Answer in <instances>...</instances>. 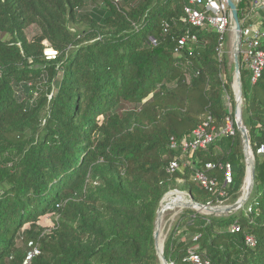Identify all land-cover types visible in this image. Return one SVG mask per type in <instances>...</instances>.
Returning <instances> with one entry per match:
<instances>
[{
  "label": "trees",
  "instance_id": "trees-1",
  "mask_svg": "<svg viewBox=\"0 0 264 264\" xmlns=\"http://www.w3.org/2000/svg\"><path fill=\"white\" fill-rule=\"evenodd\" d=\"M190 1L0 0V264H24L30 242L40 250L30 264H163L155 229L164 197L181 190L219 203L194 168L168 171L180 153L172 140L209 118L220 128L233 97L225 37L185 20ZM254 4L240 0V21L264 29V10L249 18ZM188 31L197 40L179 48ZM240 75L253 191L229 216L184 209L165 240L168 263L190 264L195 251L213 264H264V72L253 83L240 56ZM195 157L198 168L231 163L236 202L245 177L238 128ZM207 173L220 188L224 170ZM47 214L50 229L40 223Z\"/></svg>",
  "mask_w": 264,
  "mask_h": 264
},
{
  "label": "built area",
  "instance_id": "built-area-1",
  "mask_svg": "<svg viewBox=\"0 0 264 264\" xmlns=\"http://www.w3.org/2000/svg\"><path fill=\"white\" fill-rule=\"evenodd\" d=\"M228 1L229 0H191L190 4L185 7V20L193 28L215 30L221 34V37H224L225 34L232 28ZM260 10H264V1L255 0L254 7L249 15V18L259 17ZM246 19L244 18L243 21H241V25ZM235 38L237 42L236 34ZM196 40L197 34L195 32L188 31L178 40L179 48H182L189 42ZM238 48L243 62L245 63L247 69L251 72L252 82H257L264 72V29L256 24L247 26L242 25L240 44ZM45 54L48 58L55 57V51L51 47L46 49ZM236 126V119L231 113H229L220 128L212 124V119L209 118V120L200 124L192 132L190 137L184 139L181 143H177L176 140H172L171 142V147L174 149H180V153L170 161L168 171L175 173L187 167L194 168V180L197 183L205 189L218 191V195L221 197V200L216 205L219 206L229 205L225 200L228 199L229 190L234 183L233 167L229 162H208L206 163L205 168H198L197 165L199 160L195 157V153L201 149H209L214 143L223 137L235 135L238 128H236ZM263 151L264 148L258 150L259 153ZM215 168L224 170V181L220 188H218L216 177H212L207 173L208 170H213ZM208 204L213 205L211 202ZM232 214L233 213L229 215ZM230 230L232 232H238L240 231V227L233 224ZM248 243L254 245L255 241L252 237H248ZM30 246L31 250L24 261V264H30L32 258L40 252L39 248L35 246L33 242H30ZM186 260L190 264H213L210 259L204 258L195 251H190Z\"/></svg>",
  "mask_w": 264,
  "mask_h": 264
},
{
  "label": "water",
  "instance_id": "water-1",
  "mask_svg": "<svg viewBox=\"0 0 264 264\" xmlns=\"http://www.w3.org/2000/svg\"><path fill=\"white\" fill-rule=\"evenodd\" d=\"M239 1L240 0H229L228 1V5L230 8V13H231V27L234 30L236 36H237V42H236V48L234 51V73L233 74V78L235 76V79L237 80L238 83V91L236 94V123H237V127L238 130L241 132L242 135V139H243V145H244V154L246 157V161H247V167L249 164V158H251V178H250V182H249V191L246 195V198L244 199V201H240V199L238 198V200L232 204H229L227 206H219V205H209V204H202L199 203L197 201H195L191 195L189 194V196L192 199V205L188 206V208H193L199 212L202 211H206V212H210V213H216V214H220V213H227V214H231L234 212H237L240 209H243L251 192L253 191L254 188V183H255V164H256V158L254 155V152L252 150V147L250 145V138H249V133L247 130V127L244 123L243 120V106H242V102H243V92H242V82H241V75H240V50L238 48L239 44H240V38H241V29H242V25H241V21L239 18ZM161 206V204H160ZM161 207H159L158 209V213H157V218H156V229H155V242H156V248H157V252L158 255L162 261L163 264H169L165 255H164V244L162 246V249H160L159 247V235H160V224L162 222V211H161Z\"/></svg>",
  "mask_w": 264,
  "mask_h": 264
},
{
  "label": "rangeland",
  "instance_id": "rangeland-1",
  "mask_svg": "<svg viewBox=\"0 0 264 264\" xmlns=\"http://www.w3.org/2000/svg\"><path fill=\"white\" fill-rule=\"evenodd\" d=\"M251 19H253V18H251ZM37 32H38L37 27L36 26H31L27 30V36L29 38H32L35 34H37ZM224 37H225V41H224L225 42V48L224 49H226L225 51H227V53L229 54L230 60L233 63V61H234V51H235V48H236V38H235V32H234V30L231 28L225 34ZM46 49H47V47H46ZM46 49H45V51H46ZM233 74L235 75L234 70H233ZM232 87H233V97L230 96V95H226L225 96V100H226L227 105H228V111H229V113H231L233 115V117L236 119V94H237V91H238V83H237V80L235 79V76H234V80L232 82ZM242 106H244V102H242ZM244 163H245V177H244V180H243L241 189H240V197H239V199L242 196V189H243V186L245 185V180H246V177L248 175V167H247L246 157H244ZM179 181L181 183H184L185 179L184 178H179ZM177 191H181V190H177ZM171 192H176V190H173ZM182 192H184V193H186V194L189 195V193L186 192V191H182ZM225 201L228 204H232L231 201H229L228 199H226ZM160 207H162V202H161V206ZM187 208L188 207L177 208L175 210H167L163 214V216H162V232H163V234L165 236V240H166L167 235H168V232L171 229V227H172L174 221L176 220V218L180 215V213L184 209H187ZM191 209H193V208H191ZM201 213L202 214H205V215L229 216V214H227V213H220V214L213 213L212 214V213L206 212V211H202ZM173 216H174V218H173ZM40 223L43 226H45L46 228H48V229H50V228H52L54 226L53 220H52V216L49 215V214L42 216L41 217V220H40ZM163 228H165V229H163ZM160 233H161V230H160ZM165 240H164V242H165ZM169 264H171V263H169Z\"/></svg>",
  "mask_w": 264,
  "mask_h": 264
},
{
  "label": "bare ground",
  "instance_id": "bare-ground-1",
  "mask_svg": "<svg viewBox=\"0 0 264 264\" xmlns=\"http://www.w3.org/2000/svg\"><path fill=\"white\" fill-rule=\"evenodd\" d=\"M248 161H249L248 175H247L246 180H245V185L243 186V189H242V196L240 198L241 202L244 201V199L246 198V195L249 191V182H250V178H251V165H250L251 164V158H249ZM190 205H192V199L188 194H186L182 191H177V190H176V192L168 193L162 201V207H161L162 216L167 210H175L177 208H184V207H188ZM174 216H173V218H174ZM163 229H165V228H163ZM160 230H161V233L159 235V239H158L159 243L158 244H159L160 249H162V246H163V243L165 240V236L162 232V222L160 224Z\"/></svg>",
  "mask_w": 264,
  "mask_h": 264
}]
</instances>
